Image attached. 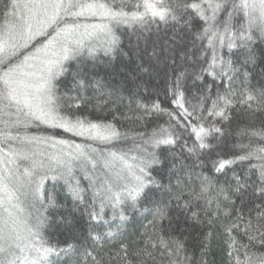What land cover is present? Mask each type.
Listing matches in <instances>:
<instances>
[{
  "label": "snow or ice",
  "instance_id": "obj_1",
  "mask_svg": "<svg viewBox=\"0 0 264 264\" xmlns=\"http://www.w3.org/2000/svg\"><path fill=\"white\" fill-rule=\"evenodd\" d=\"M121 29L184 42L162 94L141 84L126 96L101 75ZM257 41L264 0H3L0 264H206L216 238L228 264H264ZM239 114L259 125L224 150ZM190 228L203 237L198 261Z\"/></svg>",
  "mask_w": 264,
  "mask_h": 264
},
{
  "label": "trees",
  "instance_id": "obj_2",
  "mask_svg": "<svg viewBox=\"0 0 264 264\" xmlns=\"http://www.w3.org/2000/svg\"><path fill=\"white\" fill-rule=\"evenodd\" d=\"M3 0H0V4ZM120 38L118 45L119 55L110 66L101 68V75H108L113 77V82H124L125 95L130 91H134L138 85H143L149 90L159 91L163 93L165 82L171 78L174 67H178L182 61L180 59L181 53L185 52V44L181 41L179 36L173 39V32L171 30H161L159 33L151 32L144 33L143 37L138 39L139 33H134L132 30L125 31L121 29L117 32ZM145 38H147V47H145ZM153 44L159 54L157 58H149V53L153 50ZM259 41L253 45V55L255 58V65L249 66V71L252 73L251 82L257 87L264 83V52L261 49ZM176 59V65H172L171 59ZM148 68V72H142L140 65ZM121 111H126L122 109ZM260 115L249 117L246 114L235 115L234 120L230 125H226L229 129L228 134L224 139L222 147L224 150L231 148L238 143L237 133L246 125L255 122L259 125ZM246 142V141H244ZM57 200L61 205L71 207L70 198L66 196L64 189L56 186ZM62 214V212H61ZM138 227L137 224L128 225L129 230ZM67 233L59 236L62 240ZM184 235L187 237V248L189 255L198 261L200 259V249L197 247L198 241H202L203 237L200 235L199 228H190ZM204 260L206 264H228L229 258L226 255L222 238H216L211 241L210 247L205 250Z\"/></svg>",
  "mask_w": 264,
  "mask_h": 264
}]
</instances>
